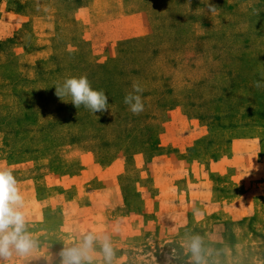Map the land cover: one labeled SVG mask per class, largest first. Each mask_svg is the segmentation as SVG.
Listing matches in <instances>:
<instances>
[{"label":"rangeland","instance_id":"374dc122","mask_svg":"<svg viewBox=\"0 0 264 264\" xmlns=\"http://www.w3.org/2000/svg\"><path fill=\"white\" fill-rule=\"evenodd\" d=\"M23 1L0 0V51L10 55L28 22ZM125 9L137 15L134 31L114 37L104 60L65 16L54 58L33 80L20 60L0 68V165L30 180L18 185L26 220L46 204L44 222L25 224L36 249L12 264H62L80 243L54 226L74 227L62 218L84 189L106 193L111 210L92 233V264H107L105 238L112 264H196L193 237L201 264H264V88L254 87L264 0H127ZM80 76L109 97L108 112L48 106L59 98L47 89ZM133 83L143 89L139 115L124 103Z\"/></svg>","mask_w":264,"mask_h":264},{"label":"crops","instance_id":"0c3cea01","mask_svg":"<svg viewBox=\"0 0 264 264\" xmlns=\"http://www.w3.org/2000/svg\"><path fill=\"white\" fill-rule=\"evenodd\" d=\"M72 1L77 3H71ZM126 1L25 0L21 2V13L18 17H21L23 21L28 19V22L18 32L16 43L11 47V55L0 51V68L4 67L9 60L19 57L15 60L22 61L24 66L22 70L27 72L24 77L33 79V66L40 61L54 58L59 18L65 16L77 22L79 42H92L93 46L98 48L96 60H104L114 48L111 40L122 38L123 34L129 30L134 31V19L137 15H126ZM29 182L30 180H22L19 185H26ZM46 200L43 199L40 202L44 204ZM73 204L76 207L74 217L70 215L62 220H74L72 222L74 227L69 226L67 221H62L56 223L54 228L56 232L69 233L70 235L67 234L64 238L69 243H81L86 235L99 232L101 226H105L106 217L111 213L108 207L109 199L102 190L84 189L73 197ZM45 208L46 204L41 208L40 219H30L26 222L31 224L44 222Z\"/></svg>","mask_w":264,"mask_h":264},{"label":"clouds","instance_id":"9594fccd","mask_svg":"<svg viewBox=\"0 0 264 264\" xmlns=\"http://www.w3.org/2000/svg\"><path fill=\"white\" fill-rule=\"evenodd\" d=\"M206 6L209 12H215L217 9L216 5L209 2ZM53 87L55 95L62 102H71L76 109L83 105L94 114L109 111V97L103 90H94L86 76L66 78ZM132 87L133 92L125 95L124 103L134 115H139L144 111V103L139 94L143 89L137 83H133ZM254 87L264 88V73L254 82ZM64 97H70V101ZM18 185L13 170L0 165V264H12L13 257H27L37 247L36 241L25 228L24 196ZM96 239L92 234H88L80 244L65 248L61 252L62 264H92L93 243ZM186 247L191 252L193 261L201 264L200 238L193 237ZM102 252L107 264H112L114 252L107 238L102 241Z\"/></svg>","mask_w":264,"mask_h":264},{"label":"trees","instance_id":"16d2710c","mask_svg":"<svg viewBox=\"0 0 264 264\" xmlns=\"http://www.w3.org/2000/svg\"><path fill=\"white\" fill-rule=\"evenodd\" d=\"M10 41H13V40H10ZM13 55H15V54H13ZM15 59H19V57H15ZM9 60V62L6 64V66L9 64V65H12V63L13 64H15V62L16 61H19V60ZM14 61V62H13ZM40 62H42V61H40ZM39 63V62H38ZM37 63V64H38ZM37 64L35 65V66H33V69L35 70V67L37 66ZM33 70V71H34ZM34 78H35V76H34ZM33 78V79H34ZM33 79H29V80H33ZM54 90H55V88L54 87H52V88H49V89H47V91L48 92H54ZM64 99L65 100H70V97H64ZM54 103V104H53ZM52 104H50V105H48V102H47V105L49 106V107H52L53 105L56 107V108H58V106H60V107H64L65 105H66V103H64V102H62L60 99L58 100V99H56L55 100V102H53ZM47 107V106H46ZM32 116V115H31ZM37 118H39L38 116L36 117V119ZM33 119H34V117H33ZM20 121H22V119L20 120Z\"/></svg>","mask_w":264,"mask_h":264}]
</instances>
